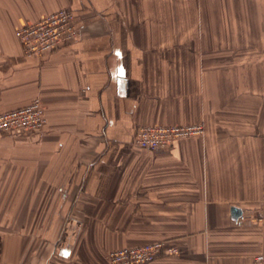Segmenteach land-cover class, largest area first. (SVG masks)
<instances>
[{
    "label": "crops",
    "instance_id": "crops-1",
    "mask_svg": "<svg viewBox=\"0 0 264 264\" xmlns=\"http://www.w3.org/2000/svg\"><path fill=\"white\" fill-rule=\"evenodd\" d=\"M66 6L75 42L25 56L17 29ZM35 97L43 129L0 134V264H108L155 241L178 252L149 264L264 252V0H0V112ZM198 122L167 149L133 143Z\"/></svg>",
    "mask_w": 264,
    "mask_h": 264
},
{
    "label": "built area",
    "instance_id": "built-area-1",
    "mask_svg": "<svg viewBox=\"0 0 264 264\" xmlns=\"http://www.w3.org/2000/svg\"><path fill=\"white\" fill-rule=\"evenodd\" d=\"M16 36L25 56L43 59L52 51L75 42L79 30L73 10L66 6L34 23L20 27ZM45 122L41 100L35 97L25 106L0 112V134L39 132ZM203 132L202 122L185 125H141L134 130L133 143L147 150L167 149L176 141L200 136ZM261 192L264 200V175L261 179ZM177 252L175 245L155 241L111 249L106 253V259L108 264H149L161 253L174 255ZM252 264H264V252L255 254Z\"/></svg>",
    "mask_w": 264,
    "mask_h": 264
},
{
    "label": "rangeland",
    "instance_id": "rangeland-1",
    "mask_svg": "<svg viewBox=\"0 0 264 264\" xmlns=\"http://www.w3.org/2000/svg\"><path fill=\"white\" fill-rule=\"evenodd\" d=\"M6 212L7 211H4L3 214H1V216H0L1 220L4 219V221H6V218H7ZM12 229H13V226H8L6 224V222H4V224L0 225V231H2V232H8L9 230L11 231Z\"/></svg>",
    "mask_w": 264,
    "mask_h": 264
},
{
    "label": "water",
    "instance_id": "water-1",
    "mask_svg": "<svg viewBox=\"0 0 264 264\" xmlns=\"http://www.w3.org/2000/svg\"><path fill=\"white\" fill-rule=\"evenodd\" d=\"M232 214H233V216H236V215H239V208H237V207H232Z\"/></svg>",
    "mask_w": 264,
    "mask_h": 264
}]
</instances>
